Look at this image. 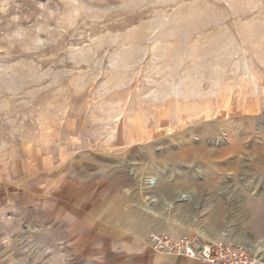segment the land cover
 Segmentation results:
<instances>
[{
  "label": "rangeland",
  "instance_id": "1",
  "mask_svg": "<svg viewBox=\"0 0 264 264\" xmlns=\"http://www.w3.org/2000/svg\"><path fill=\"white\" fill-rule=\"evenodd\" d=\"M226 211L245 242L222 239L264 260V0H0V241L19 261L148 264L152 233L211 239Z\"/></svg>",
  "mask_w": 264,
  "mask_h": 264
},
{
  "label": "built area",
  "instance_id": "2",
  "mask_svg": "<svg viewBox=\"0 0 264 264\" xmlns=\"http://www.w3.org/2000/svg\"><path fill=\"white\" fill-rule=\"evenodd\" d=\"M150 244L157 253L195 259L200 264H264L249 248L222 238L200 239L192 233L156 232L150 235Z\"/></svg>",
  "mask_w": 264,
  "mask_h": 264
},
{
  "label": "water",
  "instance_id": "3",
  "mask_svg": "<svg viewBox=\"0 0 264 264\" xmlns=\"http://www.w3.org/2000/svg\"><path fill=\"white\" fill-rule=\"evenodd\" d=\"M188 197V194H170L167 199H163V202L168 205L172 203V199L175 202H180L181 200ZM208 220L202 224V233L205 236L212 238H232L237 242L243 243L245 242L244 237L241 234V226L238 223H234L233 216L226 211L222 216L217 215L212 212L208 215ZM196 220L195 215H185L181 218V221L192 223Z\"/></svg>",
  "mask_w": 264,
  "mask_h": 264
},
{
  "label": "crops",
  "instance_id": "4",
  "mask_svg": "<svg viewBox=\"0 0 264 264\" xmlns=\"http://www.w3.org/2000/svg\"><path fill=\"white\" fill-rule=\"evenodd\" d=\"M151 262L148 264H200L195 259L177 255L161 254L155 252L151 247L148 251ZM0 264H27L19 261L11 252L10 247L0 241Z\"/></svg>",
  "mask_w": 264,
  "mask_h": 264
},
{
  "label": "bare ground",
  "instance_id": "5",
  "mask_svg": "<svg viewBox=\"0 0 264 264\" xmlns=\"http://www.w3.org/2000/svg\"><path fill=\"white\" fill-rule=\"evenodd\" d=\"M147 182H149V181H147ZM203 234V233H202ZM254 252H256L255 250H253Z\"/></svg>",
  "mask_w": 264,
  "mask_h": 264
}]
</instances>
